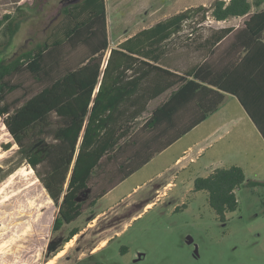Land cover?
Masks as SVG:
<instances>
[{
	"label": "trees",
	"instance_id": "16d2710c",
	"mask_svg": "<svg viewBox=\"0 0 264 264\" xmlns=\"http://www.w3.org/2000/svg\"><path fill=\"white\" fill-rule=\"evenodd\" d=\"M263 2L216 0L209 8L203 5L189 8L141 31L122 43L120 49L112 51L95 98L93 94L98 84L101 60L109 47L106 0H82L66 11L64 20L54 26L43 42L10 56L4 54L10 50L22 20L27 17V10L18 6L17 14H7L0 20V25H4V40L0 42V56L3 55L0 59V116L51 199L58 204L67 192L54 221V231L61 230L83 214L84 204L79 203L77 198L88 189L97 169L104 166L103 170L110 172L113 165V183L116 184L152 157L154 152L138 161L132 162L135 158L131 160L129 156L119 161L115 151L125 149L119 142L130 133L126 124L121 122L122 106L123 111L133 113L131 121L143 115L153 96L164 91V86L159 84L164 81L162 74L170 73L158 65L141 61V58L159 63L162 53L170 46L169 39L183 31L187 23H203L210 17L207 15L209 12L216 21H224L247 15L253 5L259 6ZM262 18L264 13L253 15L247 24L253 29L251 24ZM195 32L198 34V30L192 31L187 37L192 39ZM251 32L255 33V30ZM115 58H118V63L114 71L118 72V76L109 85L107 78ZM145 65L155 71L156 91L152 93V98L147 97L150 95L147 90L144 95L137 94L142 89V67ZM127 69H132L135 74L129 82L128 98L121 93H125L126 84L122 83L127 77ZM186 77H194L225 91L231 89L230 93L238 96L246 106L239 92L224 85L223 75L213 72L207 63L192 69L185 76H177L175 83H182V86L146 121L156 137L160 133L163 139L160 149L190 132L224 99L222 93L194 80L187 81ZM131 88L133 91H130ZM131 94L135 95L134 99ZM194 111L197 112L185 116ZM181 114L182 119L178 120ZM261 133L264 136V130ZM136 151L143 153L142 149ZM69 175L71 183L65 191ZM243 186L264 188V181L248 180L241 167L232 166L217 169L208 177H198L194 182L195 191L208 193L210 207L223 222L227 213L238 209L236 191ZM109 189L104 187L99 197ZM79 231L78 228L73 229L67 239H72Z\"/></svg>",
	"mask_w": 264,
	"mask_h": 264
},
{
	"label": "rangeland",
	"instance_id": "374dc122",
	"mask_svg": "<svg viewBox=\"0 0 264 264\" xmlns=\"http://www.w3.org/2000/svg\"><path fill=\"white\" fill-rule=\"evenodd\" d=\"M215 1L107 0L110 38L125 30L147 27L186 8H209ZM18 6L27 10V17L4 54L7 56L43 42L59 22L53 21L60 7L58 0H0V20L7 14H17ZM207 15L210 18L200 25L187 23L186 32L198 30L207 36L210 30L238 24L237 20L224 24L212 18L210 12ZM3 30L4 25H0V42L4 40ZM189 59L200 62L204 54L189 51L181 57L182 61ZM208 126L210 122L205 125ZM195 139L198 138L194 132L181 146L186 147ZM227 142L230 150L225 149L220 156L224 160L221 167L242 163L251 150L250 144L237 140L235 132ZM201 164V169L181 172L173 178L175 186L165 195L157 192L165 179L150 182L139 173L97 203L94 210L106 211L109 216L96 226L87 227V213L54 232L59 208L0 116V264H264V188L238 189V209L227 213L223 222L210 207L208 193L194 190L195 180L210 173V150ZM263 169L262 165L246 166L247 179L264 181ZM74 228H86L87 232L71 241L67 238ZM110 236L102 248L93 251L102 238ZM60 238L64 240L58 242ZM55 244L58 249L53 252ZM68 256L71 260H67Z\"/></svg>",
	"mask_w": 264,
	"mask_h": 264
},
{
	"label": "crops",
	"instance_id": "0c3cea01",
	"mask_svg": "<svg viewBox=\"0 0 264 264\" xmlns=\"http://www.w3.org/2000/svg\"><path fill=\"white\" fill-rule=\"evenodd\" d=\"M229 1L230 0L227 2ZM249 1L252 2L253 0ZM187 9L189 8H186L185 10ZM180 12L182 11L169 14L156 23L147 27L143 26L139 30H125L121 34L118 33L114 39H111L109 34V47L101 60L100 75L93 98L97 96L100 86L102 85L113 50L120 49L122 43L134 37L141 31L151 28L158 22ZM260 13H264V2L259 6L253 5L250 13L247 15L218 21L227 24L230 23L231 20H237V25L229 24L228 26L221 28L222 30H210V33L207 36L203 33L199 34L198 31V34L195 32V35L191 37L192 39L187 37L192 31L187 33L185 26L183 31L174 34V36L169 39L170 46L166 52L162 53V58L159 63L156 64L146 58H141V61L143 60V62L158 65L170 73L169 75L162 74L164 76V81L159 82L160 86H164V91H161L162 93L157 96H153L152 93L156 91L154 80L155 71L152 72L153 69L147 65L142 67V72L144 74V78L141 82L142 89L139 90L137 94L144 95L147 90L150 92V95L147 97L152 98L151 96H153V99L148 103V108L143 115L137 117L134 121H131L132 119H130L133 113L123 111L124 107L122 106V113H120L122 114L121 122L126 124L125 127L130 129V133L125 139H122L119 142L121 146L123 145L125 147V149L120 150L119 148L115 151L117 152L119 161H123L122 158L124 156H129L131 160L132 158H135L132 162L140 160L150 152L154 153L149 161L120 183H113V165L110 166V172L106 169L103 170L104 166L95 171L91 177L88 189L82 192V195L84 193V197L85 195L87 196V194L89 195L92 193V204L88 206L86 203V206L84 205L85 210L80 216L82 217L84 214H89L87 227H94L101 219H106L109 216L106 211L96 212L94 210L97 203L107 198L112 191L139 173H143L142 176L150 182L165 179L157 189V192H159L160 195H165L175 186L172 179L176 178L181 172L194 168H202L201 160L209 150L210 173L206 177L211 175L217 169H226L232 166L241 167L245 174L247 171L246 166L247 168H259V166L262 165V168H264V161L262 160L264 156V136L261 133V131L264 130V18L257 22L254 21L253 24H251L253 29L247 24L248 22H251L250 20L253 15ZM251 30H255V33H252ZM189 51L204 54V59L200 62H193L190 61V57L189 60L182 61V55H187ZM112 63L113 66L111 67L107 78V83L109 85L117 80L118 72L114 70L115 65L118 63V58H115ZM204 63H207L213 72L223 75V84L229 88L237 90L241 98L245 101L247 108L238 96L230 93L229 90L231 89H226L228 91H225L218 87L198 81L194 77H186L187 81L194 80L204 86L210 87L212 90L222 93L224 99L214 110L210 111L205 120L199 123L190 132L182 136L172 145L160 149L163 147V139L160 137V133L159 137H156L157 134L151 130L152 128L146 124V121L158 106L167 102L182 86V83H175L177 79L176 77L185 76V74L192 71V69L197 68ZM136 75H139V73ZM126 76L124 83H122L126 84V89L123 90L125 93H121L125 95L124 97L128 98L129 82H131L135 74H133L132 69H127ZM130 91H133V88H131ZM115 93L120 92L115 91ZM134 97L135 95L131 94V98L134 99ZM131 111H133V107L131 108ZM195 112L197 111L187 113L185 116H189ZM182 115L183 114L179 115L177 119L181 120ZM121 122H119V125ZM208 122H210V126L205 127ZM118 131L120 132L121 129L118 128ZM194 132L198 139L191 141L186 147H182L181 143L184 139L190 137ZM233 132H235L237 140H244L246 146L250 144L249 147L251 150L244 155V161L242 163L232 164L229 167H221L224 160H222V157L220 156L225 149L230 150L227 138ZM208 138H210V144L208 143ZM256 145L260 147L256 149L254 147ZM137 149H142L143 153L138 154L136 151ZM167 176L169 178H166ZM104 187L111 189H109L105 195L99 197L100 193L104 190ZM151 205L152 203H150L148 207ZM85 232H87L86 228L84 231L80 230V233L84 234ZM112 236L102 238L99 244L94 247L93 251L102 248Z\"/></svg>",
	"mask_w": 264,
	"mask_h": 264
},
{
	"label": "flooded vegetation",
	"instance_id": "af4514ba",
	"mask_svg": "<svg viewBox=\"0 0 264 264\" xmlns=\"http://www.w3.org/2000/svg\"><path fill=\"white\" fill-rule=\"evenodd\" d=\"M76 1V2H75ZM52 2H55V3H57V0H52ZM82 2V0H58V3H59V5H60V7L57 9V11H56V15H55V18L53 19V21L54 20H59V22L57 23V24H59L62 20H64V18H65V13H66V11L68 10V9H70V8H72V7H74V6H76V5H78L79 3H81ZM56 24V25H57ZM55 25V26H56ZM39 177V176H38ZM40 179V178H39ZM41 181V180H40ZM42 183V182H41ZM70 183H71V176L69 175L68 176V178H67V180H66V183H65V191L67 190V189H69V186H70ZM67 194V192H65L63 195H62V199L60 200V203H55L53 200V203H54V205H56V206H58V212H59V210H60V207H61V205H62V203H63V199H64V196ZM81 195H82V193H80L79 194V197L77 198V201L79 202V203H85L84 205L86 206V203H87V205L88 206H90V204H92V193H90L89 195L87 194V196L85 195V197H84V193H83V195H82V197H81ZM50 196V195H49ZM80 197H81V199H80ZM51 198V197H50ZM81 200V201H80ZM56 219V218H55ZM75 229V228H74ZM59 231H61V230H58V231H54V232H59ZM79 233H80V231H79ZM79 233H77V234H79ZM76 234V235H77ZM75 235V236H76ZM74 236V237H75ZM68 237H69V235H68ZM73 237V238H74ZM72 238V239H73ZM72 239H69V240H71L72 241ZM64 240V239H63ZM62 240V238H60V240L58 241V242H62L63 241ZM69 240H66L65 242L66 243H68L69 242ZM58 242H56V243H58ZM53 248H55V250L53 251V252H55L57 249H58V244L56 245L55 244V247L53 246ZM194 255L197 257L198 256V253H194ZM76 258H79V257H76ZM67 260H71V256H68L67 257Z\"/></svg>",
	"mask_w": 264,
	"mask_h": 264
},
{
	"label": "water",
	"instance_id": "95a60500",
	"mask_svg": "<svg viewBox=\"0 0 264 264\" xmlns=\"http://www.w3.org/2000/svg\"><path fill=\"white\" fill-rule=\"evenodd\" d=\"M76 2V1H75ZM189 243H192V239H190ZM196 253H198V251L196 250ZM142 255L139 256V259H141Z\"/></svg>",
	"mask_w": 264,
	"mask_h": 264
}]
</instances>
